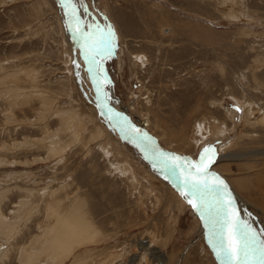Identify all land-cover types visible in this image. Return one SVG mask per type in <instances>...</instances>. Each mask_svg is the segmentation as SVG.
<instances>
[{
	"label": "rangeland",
	"instance_id": "rangeland-1",
	"mask_svg": "<svg viewBox=\"0 0 264 264\" xmlns=\"http://www.w3.org/2000/svg\"><path fill=\"white\" fill-rule=\"evenodd\" d=\"M73 2L82 24L114 30L100 83L62 0H0V264H221L176 162L116 128L124 108L167 153L209 150L208 183L223 181L258 248L264 0Z\"/></svg>",
	"mask_w": 264,
	"mask_h": 264
},
{
	"label": "snow or ice",
	"instance_id": "snow-or-ice-1",
	"mask_svg": "<svg viewBox=\"0 0 264 264\" xmlns=\"http://www.w3.org/2000/svg\"><path fill=\"white\" fill-rule=\"evenodd\" d=\"M62 7L65 8L66 14H71L75 24L74 31L83 35L88 50L87 52L82 50L81 55L85 57L86 64L94 66L95 79L93 83H100V78L103 76L102 59L106 55L111 56L115 46L114 30L110 25L106 26L107 31L105 32L99 25L82 24L80 17L76 15V4L73 0H62ZM79 7H83L82 2ZM88 41H91L92 44L87 45ZM86 71L90 74L93 73V67H88ZM208 151L205 148L200 159L195 162L185 158L184 165L179 163L181 157L165 153L160 155L165 161H175L173 168L181 170L182 178L179 179L181 197L200 213L202 220L205 216L208 217L209 226L212 229L210 244L216 251L217 257L221 258V264H248L250 253L256 256L258 264H264V241L260 242L258 248L253 247L255 235L252 233V229L246 221H241L236 212L231 209L232 200L225 201L223 199V196L227 195V193H221V190L226 187L223 181L217 179L215 186L208 183L209 164L205 163V160L209 159ZM185 166L186 172L184 171ZM209 195L212 197L211 201L208 199Z\"/></svg>",
	"mask_w": 264,
	"mask_h": 264
},
{
	"label": "bare ground",
	"instance_id": "bare-ground-1",
	"mask_svg": "<svg viewBox=\"0 0 264 264\" xmlns=\"http://www.w3.org/2000/svg\"><path fill=\"white\" fill-rule=\"evenodd\" d=\"M71 15V14H70ZM71 17V16H70ZM73 24H74V22H73ZM75 25V24H74ZM78 40L81 42V44H82V41H84V43L86 44V41L85 40H83L81 37H80V34L78 33ZM98 59V58H97ZM102 68V67H101ZM93 72H95L94 71V69H93ZM102 90H104L103 92V97L105 96V94L106 95H108V93L106 92V90H105V87H104V85L102 84ZM106 97H108V96H106ZM105 99V98H104ZM105 100H107V99H105ZM108 106V105H107ZM106 106V107H107ZM122 108H124V107H122ZM124 110H125V112H126V109L124 108ZM110 113V112H109ZM111 114V113H110ZM112 115V114H111ZM123 126H116V128L117 129H119V128H124L125 126V124H122ZM127 127H129L128 128V132H130V133H132V134H135V133H142L144 136H145V134H146V131L144 130V128H142L143 129V132H141L142 130L140 129V128H137V127H135L134 125H132V124H130L129 123V126H127ZM141 130V131H140ZM149 142H151V141H147V144H149ZM149 146H152V145H149ZM155 146V145H154ZM154 146H152V147H154ZM156 147V146H155ZM170 155H172V154H170ZM173 156V155H172ZM224 158H226V159H237V158H240L239 156H226V157H224ZM182 160V159H181ZM169 161V160H168ZM215 162V161H214ZM182 163V162H181ZM209 164V167H208V169L210 168V164H212V163H208ZM184 165V164H183ZM207 172H208V170H207ZM228 184V183H227ZM261 187H263L262 188V190L260 189ZM264 182L262 181V179L261 180H259L258 181V188H257V194H259V195H262L261 196V202H262V204H263V206H264ZM241 198V197H240ZM248 202V201H247ZM201 219V218H200ZM203 221V220H202ZM205 223V222H204ZM202 226L204 227V225H203V223H202ZM206 227V226H205ZM204 231H205V229H204ZM140 246H142L141 244H140ZM144 247V246H143ZM142 250L143 251H145L143 248H142ZM146 253H147V251H145ZM146 255H143V257H142V259L145 257ZM156 257V256H155ZM156 258H158V257H156ZM141 259V260H142ZM221 258H219V260H220ZM157 259H155V260H152L151 262H152V264H159V263H155V261H156ZM131 264H133L132 263V261H131Z\"/></svg>",
	"mask_w": 264,
	"mask_h": 264
},
{
	"label": "water",
	"instance_id": "water-1",
	"mask_svg": "<svg viewBox=\"0 0 264 264\" xmlns=\"http://www.w3.org/2000/svg\"><path fill=\"white\" fill-rule=\"evenodd\" d=\"M70 14V13H69ZM82 50H84L85 52H87V50H88V48H87V46H86V44L84 43V41H82ZM84 59H85V57H84ZM87 65H90V64H87ZM92 67H94V66H92ZM106 96H108V95H106L105 94V96H104V98L105 99H107V97ZM126 112H123V113H121V116L119 115L118 116V119L120 120V121H123L124 122V128H123V130H125V131H127L128 132V128L129 127H127V126H129V121L128 120H125V118H126ZM126 119H128V118H126ZM116 122V120L114 121V123ZM113 123V122H112ZM117 125V124H116ZM142 126H140V129L142 130H140L141 132H143V129L141 128ZM145 138L147 139V141H151V142H149V145H152V146H154L155 145V143H156V141L154 140V138H152V137H150V135H148L147 133L145 134ZM154 151L156 152V154H161V153H163V152H165V154H171V153H167L166 151H164V150H161L160 148H158V146H154ZM174 156V155H173ZM171 161V160H170ZM172 162H175V161H172ZM180 162H182L183 164H184V160H180ZM210 163H214V161H211ZM212 164H210V165H212Z\"/></svg>",
	"mask_w": 264,
	"mask_h": 264
}]
</instances>
